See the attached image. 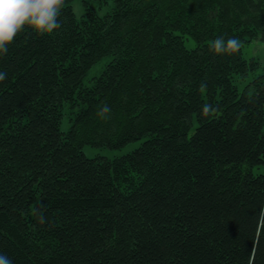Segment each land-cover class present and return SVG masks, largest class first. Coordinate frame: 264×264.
Returning a JSON list of instances; mask_svg holds the SVG:
<instances>
[{
    "label": "trees",
    "instance_id": "16d2710c",
    "mask_svg": "<svg viewBox=\"0 0 264 264\" xmlns=\"http://www.w3.org/2000/svg\"><path fill=\"white\" fill-rule=\"evenodd\" d=\"M73 1L59 29L25 28L0 54V254L264 264V73L248 79L243 54L264 41V0H80V17ZM218 37L238 49L216 54Z\"/></svg>",
    "mask_w": 264,
    "mask_h": 264
},
{
    "label": "clouds",
    "instance_id": "9594fccd",
    "mask_svg": "<svg viewBox=\"0 0 264 264\" xmlns=\"http://www.w3.org/2000/svg\"><path fill=\"white\" fill-rule=\"evenodd\" d=\"M64 0H0V54H6L15 37L25 28L37 35H50L61 27L60 14ZM239 42L218 37L211 42L216 54L230 53L238 49ZM6 79V73L0 72V82ZM110 109L105 107L103 112ZM207 110V109H206ZM40 217V222H43ZM0 264H11V260L0 254Z\"/></svg>",
    "mask_w": 264,
    "mask_h": 264
},
{
    "label": "rangeland",
    "instance_id": "374dc122",
    "mask_svg": "<svg viewBox=\"0 0 264 264\" xmlns=\"http://www.w3.org/2000/svg\"><path fill=\"white\" fill-rule=\"evenodd\" d=\"M112 6V2H108V4H105L101 7V12H107L109 11V9ZM73 8L75 13L77 14V16H81L83 14L84 11V7L81 4L80 0H74L73 1ZM186 45L188 47H194L195 46V41L192 38H186ZM243 54L246 58L250 59V58H254V60L258 63L257 68H255V71H253L248 79H251L254 75H259L264 73V41L262 40H254L248 44H246L245 46H243ZM111 58H107L101 62H99L98 64H96L95 66H93L87 76V84L92 83V81H90L91 78L95 77V76H99L103 70V68L105 67V65L107 64V62L110 60ZM246 81H240V86L243 87L246 84ZM78 108L77 107H69L67 106L65 108V113H66V117L64 118L63 124H62V129L63 130H68L71 124V120L73 119V117L75 116V114L77 113ZM140 141H135V142H131L121 148L118 149H110L107 147H95L92 145H85L83 150L85 152V154L87 156L90 157H95V156H106V157H116V156H121L125 153H128L130 151H132L134 148H136L137 146H139Z\"/></svg>",
    "mask_w": 264,
    "mask_h": 264
}]
</instances>
